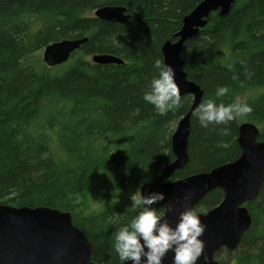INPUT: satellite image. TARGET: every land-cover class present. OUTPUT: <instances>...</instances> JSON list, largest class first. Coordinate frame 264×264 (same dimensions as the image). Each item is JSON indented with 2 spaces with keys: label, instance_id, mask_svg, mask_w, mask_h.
I'll return each instance as SVG.
<instances>
[{
  "label": "trees",
  "instance_id": "1",
  "mask_svg": "<svg viewBox=\"0 0 264 264\" xmlns=\"http://www.w3.org/2000/svg\"><path fill=\"white\" fill-rule=\"evenodd\" d=\"M200 1L0 0V203L69 211L93 243V260L120 262L113 234L141 211L128 197L175 159L171 135L193 102L180 95L181 105L161 114L143 95L158 76L154 62L164 65V43ZM104 5L124 6L131 18L96 17ZM83 37L63 64L50 67L39 53ZM95 53L124 63H94ZM182 56L202 101L227 105L239 97L252 111L208 128L193 115L189 161L176 177L235 159L240 123L264 129V0H235L224 16L214 11ZM225 86L229 92L216 97ZM219 198L213 191L203 204ZM250 209L253 222L232 264H264V183Z\"/></svg>",
  "mask_w": 264,
  "mask_h": 264
},
{
  "label": "water",
  "instance_id": "2",
  "mask_svg": "<svg viewBox=\"0 0 264 264\" xmlns=\"http://www.w3.org/2000/svg\"><path fill=\"white\" fill-rule=\"evenodd\" d=\"M234 0H203L187 15L183 28L176 35L178 41H166L162 52L165 65L175 70V80L180 95L193 94L194 102L181 117L172 135V151L175 160L163 173L145 183L140 192H163L165 200L159 202L165 208L166 219L175 226L179 213L194 208L205 195L215 189L224 191L223 201L207 213H198L206 225L201 239L204 251L197 264H209L216 250L222 246L235 248L251 225V216L242 204L255 198L264 179V142L257 143L258 129L249 123L240 127L239 142L243 154L235 161L223 164L209 172L168 181L171 174L183 168L188 160L191 116L199 105L202 90L190 80L181 57L185 41L194 36L207 22L213 11L221 15L229 13ZM95 16L105 20L125 23L131 18L120 5H104L95 10ZM88 37L53 41L44 47L43 61L50 67L68 61L72 53L87 42ZM92 61L97 64L124 63L111 53H95ZM192 199L185 200L187 192ZM94 246L74 221L71 212L49 206L14 207L0 204V264H97L92 261ZM173 252L164 258L163 264H173ZM120 264V263H118ZM127 264H132L131 261Z\"/></svg>",
  "mask_w": 264,
  "mask_h": 264
},
{
  "label": "clouds",
  "instance_id": "3",
  "mask_svg": "<svg viewBox=\"0 0 264 264\" xmlns=\"http://www.w3.org/2000/svg\"><path fill=\"white\" fill-rule=\"evenodd\" d=\"M154 66L158 76L151 80L150 90L143 95V100L163 114L181 105L180 90L175 80V70L171 65H162L157 59ZM245 75L251 73L245 69ZM233 79H237L233 76ZM229 92L228 87H218L216 97H223ZM252 111L241 98L225 105L213 99L202 101L193 112L202 128L209 125H222ZM192 192L184 199L191 200ZM131 209L141 208L131 221L120 227L113 234V250L120 264H163L169 252H173V264H197L204 251L205 243L201 239L206 225L194 208H186L179 213L173 226L166 219V212L153 205L165 200L163 192H150L147 195L137 191L130 195Z\"/></svg>",
  "mask_w": 264,
  "mask_h": 264
},
{
  "label": "flooded vegetation",
  "instance_id": "4",
  "mask_svg": "<svg viewBox=\"0 0 264 264\" xmlns=\"http://www.w3.org/2000/svg\"><path fill=\"white\" fill-rule=\"evenodd\" d=\"M203 1V0H202ZM202 1H200L199 3H201ZM234 2H235V0H234ZM234 2H233V4H234ZM198 3V4H199ZM197 4V5H198ZM232 4V5H233ZM196 5V6H197ZM196 6L190 11V12H188L185 16H184V18L187 16V15H189L195 8H196ZM214 12V11H213ZM213 12H211L210 13V15L213 13ZM220 12V11H219ZM210 15H209V17H210ZM209 17L206 19L207 20V22H206V24H205V26L207 25V23H208V19H209ZM184 18H183V20H184ZM183 20H182V27H181V29L183 28V25H184V22H183ZM204 26V27H205ZM203 27V28H204ZM181 29L179 30V31H181ZM202 29V28H201ZM200 29V30H201ZM199 30V31H200ZM178 31V32H179ZM199 31L197 32V33H199ZM177 32V33H178ZM177 33L175 34V36H174V40H167V41H171L172 43H174V42H176V41H178V39L179 38H177L176 37V35H177ZM196 33V34H197ZM195 34V35H196ZM193 37V36H192ZM191 37V38H192ZM191 38H189V39H191ZM189 39H187L186 41H185V43L189 40ZM185 43H184V45H185ZM165 44V43H164ZM184 45H183V49H184ZM163 48V47H162ZM183 49H182V52H183ZM163 53V52H162ZM112 54V53H111ZM181 57H182V59H184L183 58V56H182V53H181ZM163 58H164V55H163ZM185 61V60H184ZM185 64H186V62H185ZM164 65H165V62H164ZM185 71H186V65H185ZM186 73H187V71H186ZM187 76H188V74H187ZM188 78H189V76H188ZM190 80H192V81H194L197 85H199L200 86V88H201V90H202V92H203V94H202V97H201V99L203 100V95H204V91H203V89H202V87H201V85L200 84H198L194 79H191V78H189ZM183 95H190L191 97H192V99H193V102H194V95L193 94H183ZM193 102H192V104H193ZM202 102V101H201ZM192 104H191V106H192ZM190 106V107H191ZM190 109V108H189ZM189 109H188V111H189ZM187 111V112H188ZM186 112V113H187ZM185 113V114H186ZM184 114V115H185ZM184 115H182V116H184ZM192 116H193V114H192ZM192 116H191V132H192ZM181 119V118H180ZM179 119V120H180ZM179 122V121H178ZM178 122H177V124H176V126H175V128H174V131H175V129H176V127H177V125H178ZM244 123H249V124H252V125H254L257 129H258V131H259V135L257 136V138H256V142L257 143H261V142H264V129H263V127L262 128H260L259 127V125H257V124H255V123H253V122H250V121H244V122H242V123H240V125H239V127H238V134H237V141H238V144H239V148H240V153L235 157V159H233V160H230V161H227V162H224V163H221V164H219V165H217V166H215V167H212V168H210V169H206V170H202V171H197V172H194V173H191V174H187V175H185V176H182V177H176V171H174L172 174H171V176L167 179L168 181H172V180H178V179H181V178H184V177H187V176H191V175H194V174H198V173H203V172H209V171H211V170H213V169H215V168H217V167H219V166H221V165H223V164H226V163H228V162H232V161H235L236 159H238L242 154H243V149H242V147H241V145H240V142H239V137H240V127L244 124ZM174 131H173V133H174ZM173 133H172V135H173ZM172 135H171V148H172ZM190 135H191V133H190ZM189 143H190V137H189ZM189 148V147H188ZM173 152V151H172ZM174 154V153H173ZM188 155H189V152H188ZM174 157H175V155H174ZM176 158V157H175ZM175 160V159H174ZM173 160V161H174ZM172 161V162H173ZM189 161V160H188ZM171 162V163H172ZM188 163V162H187ZM170 164V163H169ZM168 165V164H167ZM166 165V166H167ZM165 166V167H166ZM164 167V168H165ZM164 168L162 169V172L159 174V175H161L162 173H163V170H164ZM182 169V168H181ZM180 170V169H179ZM159 175H157V176H159ZM157 176H155V177H157ZM154 177V178H155ZM154 178H152L151 180H149V181H147V182H150V181H152ZM147 182H145V183H147ZM145 183H143L141 186H140V188H139V191H140V189H141V187L145 184ZM263 183H264V179L262 180V183H261V187H260V189H259V193H258V195L255 197V198H257L258 196H259V194H260V192H261V189H262V186H263ZM213 191H219V193H220V198L218 199V201L216 202V204L215 205H212V206H206L205 204H203V200L198 204V205H196L195 207H194V209L197 211V213H207L209 210H211L212 208H214V207H216L217 205H219L222 201H223V199H224V196H225V194H224V191L221 189V188H215V189H213L212 191H210L207 195H209L210 193H212ZM206 195V196H207ZM205 196V197H206ZM204 197V198H205ZM255 198H253V199H251V200H249V201H247V202H245L244 204H242V206L243 207H246L247 208V210H248V212H249V215L251 216V220H252V222H253V216H252V213H251V209H250V206H251V201L252 200H254ZM0 204H4V203H0ZM5 205H9V206H14V205H10V204H5ZM155 205H161V207H163V211L165 210V208H164V206L162 205V204H155ZM155 205H153V206H155ZM14 207H21V206H14ZM28 207V206H27ZM72 214V213H71ZM73 217V216H72ZM74 221V220H73ZM252 222H251V225H252ZM251 225L249 226V228L251 227ZM78 226V225H77ZM79 227V226H78ZM248 228V229H249ZM81 229V228H80ZM247 229V230H248ZM246 230V231H247ZM246 233V232H245ZM244 233V234H245ZM86 235V234H85ZM87 236V235H86ZM244 236V235H243ZM243 238V237H242ZM90 240V239H89ZM242 240V239H241ZM241 242V241H240ZM240 242H239V244L235 247V248H233V249H229V248H227L226 246H222L220 249H218V250H216L215 252H214V254H213V257H212V259H208V258H206V261L207 262H209V264H232V263H234V261L232 262V258L234 257V253H235V250L239 247V245H240ZM93 244V243H92ZM231 252V253H230ZM93 255V254H92ZM92 261L93 262H95L94 260H93V256H92ZM95 263H97V262H95ZM118 263H120V262H118ZM118 263H114V264H118ZM97 264H102V263H97Z\"/></svg>",
  "mask_w": 264,
  "mask_h": 264
},
{
  "label": "rangeland",
  "instance_id": "5",
  "mask_svg": "<svg viewBox=\"0 0 264 264\" xmlns=\"http://www.w3.org/2000/svg\"><path fill=\"white\" fill-rule=\"evenodd\" d=\"M43 51H44V49L41 50V51H39L40 55L42 56V59H43ZM259 127L262 128V126H259ZM135 192H137V191H135ZM135 192H133V193H135ZM133 193H132V194H133ZM130 195H131V194H130ZM128 198H130V196H129Z\"/></svg>",
  "mask_w": 264,
  "mask_h": 264
},
{
  "label": "bare ground",
  "instance_id": "6",
  "mask_svg": "<svg viewBox=\"0 0 264 264\" xmlns=\"http://www.w3.org/2000/svg\"><path fill=\"white\" fill-rule=\"evenodd\" d=\"M94 13H95V12H94ZM123 60H124V59H123ZM201 101H202V99L200 100V103H201ZM200 103H199V104H200ZM211 191H212V190H211ZM209 192H210V191H209ZM209 192H208V193H209ZM208 193H207V194H208ZM207 194H206V195H207ZM206 195H205V196H206ZM203 199H204V198H203ZM203 199H202V200H203ZM202 200H201V201H202Z\"/></svg>",
  "mask_w": 264,
  "mask_h": 264
}]
</instances>
